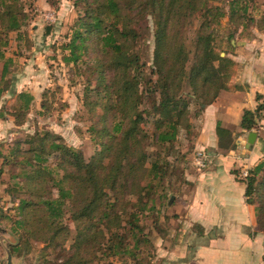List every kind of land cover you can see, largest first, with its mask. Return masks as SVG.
<instances>
[{"label": "rangeland", "instance_id": "1", "mask_svg": "<svg viewBox=\"0 0 264 264\" xmlns=\"http://www.w3.org/2000/svg\"><path fill=\"white\" fill-rule=\"evenodd\" d=\"M234 1L238 2V10L232 14L229 5ZM14 3L12 11L23 20L21 28L14 31L0 23L1 36L6 39V44L0 48L3 53L0 77L4 64L8 71L5 81L0 84L5 89L0 100V264H155L158 249L172 247L177 242L180 219L174 214L173 202L188 190L184 175L191 169V157L196 150L199 116L204 107H200L201 100L193 95L188 82H184L179 94L188 101L187 118L191 126L179 128L176 138L170 142L157 141L160 129L155 122L162 119L152 112L149 96V82L156 79L153 72V18L149 14L144 17L136 14L135 26L141 29V38L134 45L133 55H139L142 69L140 74L137 73L136 81L139 110H143V136L137 148L139 158L148 170L142 171L143 175L140 172L131 175L127 188L118 192L125 199L117 201L108 218L103 216L101 222L92 224L97 232L78 257L73 255V249L79 243L82 227L79 229L78 225L80 227L82 221L75 220L68 200L59 219L64 228L53 240H49L53 233L51 229L30 235L26 227L15 223L22 216L17 209L19 199L34 202L37 194L57 197L55 185L62 178L63 170L58 165L61 154H47L42 164L45 172L35 174L33 179L20 177L23 170L30 169L27 165H17L18 160L27 158L22 150L28 149V139L36 132L47 131L52 140L80 150L86 162L96 160L101 151L100 161L107 164L108 150L114 143V134L110 132L114 117L112 113H105L102 105L113 98V93L108 94L106 87L111 77L109 68L104 69V82L100 83L98 79L96 58L102 53L95 33L85 40L87 53H82L77 62L64 60L69 55L66 45L72 36L73 25L83 17L85 0H14ZM248 3L254 25L263 24L264 0ZM209 5L216 9L208 18L210 26L202 31L211 32L215 52L231 58L234 48L240 45V0H209ZM203 19L191 15L182 27L189 51L186 70L194 62L191 41ZM107 58L109 63L110 55ZM20 91L33 95L27 111H17L16 94ZM101 126L106 131L98 133ZM119 162H123L122 157ZM64 185L69 187L66 181ZM137 185L147 187L140 193ZM104 188L112 200L115 194L108 184H104ZM140 194L143 199L153 198L155 206L138 213ZM172 195L173 200L169 202ZM31 209L24 210L23 217L28 218ZM99 216L100 213L96 218ZM135 218L139 219L137 223L141 230L126 232ZM115 230L121 231L124 243L135 249L134 257L129 252L112 255L109 245ZM18 241L20 248L12 249L11 244ZM66 256H69L68 261Z\"/></svg>", "mask_w": 264, "mask_h": 264}, {"label": "trees", "instance_id": "2", "mask_svg": "<svg viewBox=\"0 0 264 264\" xmlns=\"http://www.w3.org/2000/svg\"><path fill=\"white\" fill-rule=\"evenodd\" d=\"M249 1L240 0V26L243 28H249L255 22ZM234 2L229 5L232 14L238 10V2ZM13 6L14 0H0V23L7 24L8 29L18 31L23 20L12 11ZM215 9L216 7L209 5V0H85L83 17L76 20L73 25L72 36L66 45L69 48V55L64 60L77 62L82 53H87L85 40L89 39L92 33L96 34L95 38L99 41L102 53L100 58H96L99 82H104V69L109 68L111 72L106 87L109 90L108 94L113 93V98L102 105L105 113H112L114 117L110 127V132L114 134V143L108 150L109 160L103 165L100 161L102 159L100 151L96 160L86 162L80 150L52 140L51 133L47 131L43 134L36 132L30 136L28 149L22 150V154L27 158L17 162V165H27L30 169L27 172L23 170L19 176L23 179H33L35 174L45 172L46 168L42 164L46 161V155L54 153L62 156L58 165L63 174L57 184L55 183L57 197H42L37 194L34 202L31 199H19L17 209L22 216L15 223L26 227L30 235L36 231L43 233L51 229L53 231L49 239L51 241L57 232L64 228L59 219L62 218L63 207L68 200L75 220L82 221L80 227L78 225L79 229L82 227L78 235L79 243L73 249V255L78 257L84 245L88 246L97 232L92 224L96 221L101 222L104 217L108 218L117 201L125 199L124 196H119L118 192L127 188L131 175L138 172L142 174V171L146 173L148 170L139 158L137 148L143 136L141 127L143 110H139V86L136 81V76H139L137 73L140 74L142 69L139 55L137 53L133 55L134 45H137L141 38V29L135 26V15L140 14L144 17L149 14L153 18V72L156 79L149 82V96L152 112H156L162 119L155 122L157 129H160L157 141L166 143L176 138L179 128L191 126L187 118L188 101L179 94L182 84L188 82L193 95L201 100L200 107H203L212 102L221 89L226 88V83L234 71L233 59L215 52L211 32L202 31V28L210 26L208 18ZM194 14L204 19L191 41L194 45V62L189 70H186L185 63L189 51L184 41L182 27ZM256 26L262 29L264 23ZM2 33L0 29V48L6 44ZM0 58H3L1 49ZM7 74L4 64L0 84L5 81ZM4 90L0 85V100ZM32 101V94L20 91L16 94L17 111H27ZM16 115H19L18 112ZM254 123L255 113L245 110L241 121L242 127L250 130ZM103 131L106 129L102 126L97 130L98 133ZM217 133L220 137L229 139V133L223 127L218 126ZM121 157L123 162H119ZM261 171L264 172L263 165L258 163L243 176L249 203L254 202L260 189L264 187V180L256 178ZM16 176L17 174L14 178ZM65 181L69 185L67 188L64 185ZM104 184H108L109 189L115 194L112 200L107 195ZM146 187L147 185H137L140 193ZM153 200L149 197L143 199L140 194L138 213L153 208L155 206ZM29 208H32L29 211L30 216L23 217L24 210ZM38 211L40 213H37ZM256 211L264 219V196L262 203L256 206ZM99 213L100 216L96 218ZM138 220V218L132 220L125 229L126 232L135 233L141 230ZM111 234L113 241L109 246L112 255L127 252L133 257L136 255L135 249L124 243L121 231L115 230ZM11 246L12 249L18 250L20 241ZM68 257H65L66 261L69 260Z\"/></svg>", "mask_w": 264, "mask_h": 264}, {"label": "crops", "instance_id": "3", "mask_svg": "<svg viewBox=\"0 0 264 264\" xmlns=\"http://www.w3.org/2000/svg\"><path fill=\"white\" fill-rule=\"evenodd\" d=\"M230 57L235 65L226 88L199 116L195 151L206 153V165L196 168L191 157L184 175L188 190L173 202L180 219L177 242L159 248L155 264H264V219L256 211L264 187L249 203L243 180L258 163L264 169V28L241 27L240 45ZM245 110L255 113L250 130L241 125ZM218 126L229 139L218 135ZM250 132L256 138L247 146ZM256 178L264 180V172Z\"/></svg>", "mask_w": 264, "mask_h": 264}, {"label": "built area", "instance_id": "4", "mask_svg": "<svg viewBox=\"0 0 264 264\" xmlns=\"http://www.w3.org/2000/svg\"><path fill=\"white\" fill-rule=\"evenodd\" d=\"M206 158L207 155L203 150H197L193 153L192 163L196 168L201 169L206 165ZM244 174L246 175L247 172H245Z\"/></svg>", "mask_w": 264, "mask_h": 264}, {"label": "water", "instance_id": "5", "mask_svg": "<svg viewBox=\"0 0 264 264\" xmlns=\"http://www.w3.org/2000/svg\"><path fill=\"white\" fill-rule=\"evenodd\" d=\"M256 138V133L255 132H250L248 134V144L247 146H249L250 143H253L254 139Z\"/></svg>", "mask_w": 264, "mask_h": 264}]
</instances>
